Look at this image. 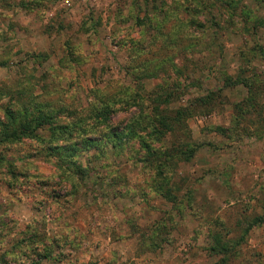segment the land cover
<instances>
[{
    "label": "rangeland",
    "instance_id": "rangeland-1",
    "mask_svg": "<svg viewBox=\"0 0 264 264\" xmlns=\"http://www.w3.org/2000/svg\"><path fill=\"white\" fill-rule=\"evenodd\" d=\"M0 87L26 91L0 95V119L28 101L54 115L0 144V264H264V223L249 228L264 217V0H0ZM103 102L107 126L89 111ZM155 108L174 134L140 137L192 157L158 167L113 138ZM211 233L236 245L222 263Z\"/></svg>",
    "mask_w": 264,
    "mask_h": 264
},
{
    "label": "trees",
    "instance_id": "trees-1",
    "mask_svg": "<svg viewBox=\"0 0 264 264\" xmlns=\"http://www.w3.org/2000/svg\"><path fill=\"white\" fill-rule=\"evenodd\" d=\"M14 3H17V1H14ZM22 4L21 1L18 2V4ZM137 21V19H136ZM44 57V56H43ZM153 67H148V69H143L140 72V74H145L147 77L145 78H153L158 75L155 73L151 74V70ZM134 74V73H131ZM150 74V75H148ZM249 76L254 79H256V74L255 72L250 73ZM137 78V77H136ZM144 77L138 76V81H141ZM246 78V77H244ZM241 79L240 83L244 87H248V97L245 99V103H248L247 107L249 108L252 107H258L256 103V99L258 97V93L256 92L257 88L259 87V83L249 82V80ZM245 80V81H244ZM247 82V84H246ZM259 82V81H258ZM251 83V84H248ZM7 91V93H5ZM26 93L25 90H20V91H11L8 88H2L0 87V95L8 96L9 99H14L17 96V101L20 100L21 95L24 96ZM32 98V97H30ZM104 99H108V96H103ZM32 100V99H31ZM101 104V103H100ZM252 104V105H250ZM47 104L45 103H36L34 101H28L27 103H20L19 108H13L12 105H7L3 111H4V119H0V144H7V143H13V142H18L22 140L23 138L27 137H35V131L38 129H42L44 125L49 124V121L51 122L54 119L53 112L50 111L49 114L47 113ZM101 107H96V105H92L89 109L91 114L94 115L96 120H98L102 125H106L111 120V116L114 112V110L111 108V106L107 102H103ZM155 112L153 116L149 117L147 121L143 122L140 120H134L132 123H130L125 129H123V132L113 134V138L116 140H121L119 143L122 141H125L126 139H140L141 141V148L144 149L145 153L157 160L158 167H163L162 164L163 162H166L169 166H171V163L173 162L175 156L177 155H172L174 151H177V154L180 153L181 157L186 160L187 158L192 157L194 154V150L190 152L188 156L184 155L183 152L179 150H174L173 152L170 151V149H163L160 150V148H155L152 147L150 143H147L146 140L139 135V131H144L145 135H147L149 138L153 137L155 140L160 141L161 139H165L167 136H171L174 134L175 130L174 127L172 126V119L166 115L163 114V110H159L155 108ZM262 109V107H261ZM238 111L243 116L244 113V108L242 104H238ZM257 116V115H256ZM264 124V120H263ZM264 128V125H261ZM58 128H63L62 132L64 133L65 131H70V130H79V127H60ZM118 143V144H119ZM91 141L84 139L81 140L80 144H72L70 145V150L69 154L64 155L62 158H72L73 156L76 155V153L80 152L82 149L85 150L87 145H90ZM180 157V156H179ZM68 159V160H69ZM4 162H9L5 159H2ZM73 164L74 163H70ZM167 165V169H168ZM164 168V167H163ZM75 173L80 174L82 173L81 167L76 166L75 167ZM264 223V217H257V220L252 221V223L249 224V228H252V226H260L261 224ZM163 227V226H162ZM211 239H212V245L209 247L210 253L212 255L220 256V263L222 261H226L227 257L231 254L234 253V247L236 246L235 243H229V241H224V239L219 236L218 234L211 233ZM31 237L28 238V240ZM242 237L238 239V244L242 242ZM56 248H58L60 245L57 241L53 242ZM231 244H233L231 246ZM29 248H31L29 246ZM34 250V249H32ZM43 252L45 253L44 256L47 259H53L55 258L52 255L51 249L45 247L43 249Z\"/></svg>",
    "mask_w": 264,
    "mask_h": 264
}]
</instances>
